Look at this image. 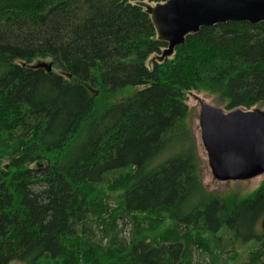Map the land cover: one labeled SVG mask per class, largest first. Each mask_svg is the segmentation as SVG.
I'll list each match as a JSON object with an SVG mask.
<instances>
[{
    "label": "trees",
    "instance_id": "1",
    "mask_svg": "<svg viewBox=\"0 0 264 264\" xmlns=\"http://www.w3.org/2000/svg\"><path fill=\"white\" fill-rule=\"evenodd\" d=\"M149 10L0 0V264H264V182L206 190L187 103L264 104V22L202 28L164 57Z\"/></svg>",
    "mask_w": 264,
    "mask_h": 264
},
{
    "label": "water",
    "instance_id": "2",
    "mask_svg": "<svg viewBox=\"0 0 264 264\" xmlns=\"http://www.w3.org/2000/svg\"><path fill=\"white\" fill-rule=\"evenodd\" d=\"M158 38L174 54L189 35L228 22H264V0H167L149 10ZM49 72L51 64H42ZM201 141L214 178L221 182L248 181L264 175V111H226L202 105Z\"/></svg>",
    "mask_w": 264,
    "mask_h": 264
},
{
    "label": "rangeland",
    "instance_id": "3",
    "mask_svg": "<svg viewBox=\"0 0 264 264\" xmlns=\"http://www.w3.org/2000/svg\"><path fill=\"white\" fill-rule=\"evenodd\" d=\"M143 4L152 8L156 6V3L148 2V0H143ZM50 64L49 60L44 61H36L32 66L36 67L40 64ZM57 73H60L57 71ZM137 88H131V91H137ZM188 105L191 110V114L189 117V122L194 131V135L197 140L198 146V153L203 162L202 167V180L203 185L207 191L220 194L221 196H229V195H237L239 197H246L250 193L256 191L261 184L264 182V175H261L257 178L248 180V181H230V182H221L214 178L212 171L209 167L208 160H207V152L202 144L201 141V131L199 126V116L201 111V106L206 104L211 107L221 108L224 110V107L221 106L214 96L209 95L208 93L202 92H190L188 94ZM253 109H260L264 111V104L258 105ZM112 202V201H111ZM113 203V202H112ZM258 230L264 233V217L261 219L258 225ZM131 229L127 226L123 232V236L127 239H130ZM236 249L240 253V262H246L248 260L249 251L248 245L239 247L237 246ZM196 262L197 263H204L203 257L200 255H196ZM12 264H23L19 262H14Z\"/></svg>",
    "mask_w": 264,
    "mask_h": 264
}]
</instances>
